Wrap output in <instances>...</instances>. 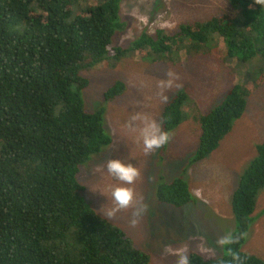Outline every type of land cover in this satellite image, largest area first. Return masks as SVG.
Returning <instances> with one entry per match:
<instances>
[{
	"label": "trees",
	"instance_id": "obj_1",
	"mask_svg": "<svg viewBox=\"0 0 264 264\" xmlns=\"http://www.w3.org/2000/svg\"><path fill=\"white\" fill-rule=\"evenodd\" d=\"M123 1L0 0V264H149L148 253L83 198L80 167L112 142L104 129L105 108H84L81 94L89 79L83 72L104 62L114 68L112 61L135 53L178 61L190 49L206 50L214 36L229 58L239 54L247 61L264 54V6L253 0H227L230 12L181 24L171 34L143 31L128 46L116 47ZM172 51L175 55L163 57ZM250 85L231 86L199 116L197 148L180 174L157 186L159 203L182 207L191 201L187 169L209 158L231 131L255 88ZM125 90V83L115 80L103 101L112 102ZM183 91L161 111L164 131L171 133L188 118ZM263 190L264 141L254 144L231 197L233 242L224 245L221 257L190 252V264H264L242 250Z\"/></svg>",
	"mask_w": 264,
	"mask_h": 264
},
{
	"label": "rangeland",
	"instance_id": "obj_2",
	"mask_svg": "<svg viewBox=\"0 0 264 264\" xmlns=\"http://www.w3.org/2000/svg\"><path fill=\"white\" fill-rule=\"evenodd\" d=\"M227 0H126L121 2L118 22L123 30L116 31L113 44L126 47L143 31L153 34L161 29L174 33L181 24L208 21L230 12ZM212 37L207 49L189 50L178 61H152L129 54L111 66L104 62L82 74L89 86L82 91L84 108L95 112L105 108L104 129L112 142L98 155L80 167L79 182L84 186V200L108 221L123 229L135 246L148 253L149 264H175L177 257L165 252L169 247L197 252L206 258L221 257L224 245L219 241L233 230L231 197L239 176L254 156V144L264 141V54L242 61L239 54L229 58L222 41ZM175 55L165 53L163 57ZM161 59L160 57H158ZM179 76L180 88L165 90L168 101L177 91H185V113L188 118L170 134L165 149L150 155L137 142L138 133L131 131L130 119L147 114L161 124L162 103L158 83L166 80V71ZM121 80L126 90L112 102L103 101V92ZM255 88L246 97L243 114L234 120L231 131L209 158L197 161L184 175L191 201L182 207L159 203L155 189L162 181H171L189 163L198 145L199 116L217 105L233 85ZM183 91V92H184ZM167 101V102H168ZM137 124L139 122H136ZM109 159L132 163L142 173L135 188L148 205V212L136 228L129 227L130 211L108 219L102 208L111 206L110 188L118 182L105 169ZM264 190L257 199L255 222L250 229L243 251L264 260Z\"/></svg>",
	"mask_w": 264,
	"mask_h": 264
},
{
	"label": "clouds",
	"instance_id": "obj_3",
	"mask_svg": "<svg viewBox=\"0 0 264 264\" xmlns=\"http://www.w3.org/2000/svg\"><path fill=\"white\" fill-rule=\"evenodd\" d=\"M253 3L264 6V0H253ZM165 75L168 78L161 80L157 85L160 90L158 95L162 103L168 101L165 90L182 87V84L178 83L180 78L176 73L168 70ZM129 127L132 132L138 133L137 142L142 143L145 155H150L161 149L172 139L171 134L164 131L161 124L147 114L141 115L138 113L133 115ZM105 169L107 174L118 183L110 188L111 206L102 208L103 215L108 219H115L117 213L130 211L129 227L136 228L148 212V205L135 188V185L143 178L141 170L132 163H124L120 159H109L106 162ZM231 242L233 241L230 237L222 238L219 241L220 244ZM165 252L177 257L175 264H190L186 249L173 251L171 248L166 247ZM234 259H237V257L234 256Z\"/></svg>",
	"mask_w": 264,
	"mask_h": 264
},
{
	"label": "crops",
	"instance_id": "obj_4",
	"mask_svg": "<svg viewBox=\"0 0 264 264\" xmlns=\"http://www.w3.org/2000/svg\"><path fill=\"white\" fill-rule=\"evenodd\" d=\"M186 173H187V171H186ZM186 173H185V174H186Z\"/></svg>",
	"mask_w": 264,
	"mask_h": 264
}]
</instances>
